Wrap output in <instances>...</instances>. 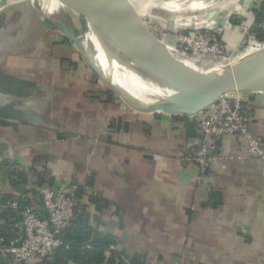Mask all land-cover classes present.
Returning <instances> with one entry per match:
<instances>
[{
	"label": "crops",
	"instance_id": "0c3cea01",
	"mask_svg": "<svg viewBox=\"0 0 264 264\" xmlns=\"http://www.w3.org/2000/svg\"><path fill=\"white\" fill-rule=\"evenodd\" d=\"M137 1L170 33L219 28L243 54L235 62L264 46V0H185V16L184 0ZM70 20L55 0L0 2V226L24 207L46 216L40 186L77 184L89 242L109 241L101 264H264V161L224 135L204 175L193 159L204 136L188 115L131 111L111 89H81L89 74L73 71ZM163 42L194 68L207 61L183 53L174 34ZM221 62L203 64V76ZM242 104L264 145V90L244 92Z\"/></svg>",
	"mask_w": 264,
	"mask_h": 264
},
{
	"label": "water",
	"instance_id": "95a60500",
	"mask_svg": "<svg viewBox=\"0 0 264 264\" xmlns=\"http://www.w3.org/2000/svg\"><path fill=\"white\" fill-rule=\"evenodd\" d=\"M6 1L0 0L2 4ZM104 3L106 13L126 50L133 72L132 87L136 92L132 93L114 83L110 77L108 81L135 111L194 115L214 104L224 94L264 90V46L249 53L237 65H225L220 77L206 78L202 71L188 65L166 48L164 39L145 23L132 0H104ZM62 29L78 47L80 43L74 29L65 24H62ZM170 68L176 77L168 73L167 69ZM199 78L204 81L201 87L186 84ZM0 115H4L3 111H0Z\"/></svg>",
	"mask_w": 264,
	"mask_h": 264
},
{
	"label": "built area",
	"instance_id": "2783aa9c",
	"mask_svg": "<svg viewBox=\"0 0 264 264\" xmlns=\"http://www.w3.org/2000/svg\"><path fill=\"white\" fill-rule=\"evenodd\" d=\"M143 19L160 36L145 17ZM185 31L187 30L181 33L179 39L185 44V49L181 50L186 54L192 48L195 54L202 53L200 55L219 58L225 64L233 63L243 55L240 49L229 51L221 35L215 30L205 29L193 33ZM163 36L164 34L160 37ZM243 93L224 94L211 106L194 115H188L195 128L204 136L202 146L193 158L199 163L204 175L208 174L216 140L224 135L236 136L243 142L249 155L264 161V145L250 127L249 116L242 104ZM78 189L77 184H63L56 188L44 185L38 188L46 216H40L30 207L21 209V219L13 224L15 237L8 241L0 239V250L5 264L38 263L51 257L65 244L61 238L62 233L73 223L76 211L82 205ZM12 206L18 208V201H13ZM111 248L115 246L111 245Z\"/></svg>",
	"mask_w": 264,
	"mask_h": 264
},
{
	"label": "bare ground",
	"instance_id": "6f19581e",
	"mask_svg": "<svg viewBox=\"0 0 264 264\" xmlns=\"http://www.w3.org/2000/svg\"><path fill=\"white\" fill-rule=\"evenodd\" d=\"M61 3L67 9L68 13L76 17L82 16L85 20L88 30L86 35L88 40L93 43L95 59L108 72L110 79H112L114 83L121 85L132 93H135L136 90L132 87L133 72L131 70V64L128 61L126 50L106 13L104 0H62ZM81 25L84 27L83 24ZM178 31H175V33ZM165 37L167 36L164 34L163 38ZM176 38L177 41H180L179 37L176 36ZM182 52L185 53L183 50ZM188 56L205 60H216L214 58H207V56L200 55V53L188 54ZM244 58L237 62H235V60L229 65H237L241 63ZM225 65L227 64L223 63V66L217 73L205 77L213 79L220 77L225 69ZM203 83L204 81L199 79L195 83L188 85L201 87Z\"/></svg>",
	"mask_w": 264,
	"mask_h": 264
},
{
	"label": "rangeland",
	"instance_id": "374dc122",
	"mask_svg": "<svg viewBox=\"0 0 264 264\" xmlns=\"http://www.w3.org/2000/svg\"><path fill=\"white\" fill-rule=\"evenodd\" d=\"M198 2L200 3H203V2H208V0H198ZM132 3L136 6V7H142V4L139 3V1L137 0H132ZM55 4L57 6H60L62 7V13L64 15H69V18L72 20H70L73 25H74V34H75V37L76 39L79 41L80 45L78 46V49L80 50V55L79 56H74L76 58H80L79 61H76L77 65H75V69L73 70L72 67L70 66V70L72 71H75L76 73L78 72H81L83 75H88L87 77L89 78H86L84 80V82H82L83 86L81 89H86V88H93V89H96L97 91H99V89L101 88H106V89H111L112 93L117 95L122 102H124L128 107L129 109L132 111L134 110L133 107H131L128 102L126 101V99L123 97V95L116 89L114 88L111 83L108 81L109 79V75H108V72L104 69V67L99 64V62L95 59V53H94V48H93V43L88 40L87 38V26L85 24V20L83 19L82 16H79V17H76L70 13H68L67 9L62 5L61 1L59 0H55ZM177 9H179V11L181 12L182 16H185V15H188L189 13H187V11L189 10L187 6V3L186 1L184 0V2L182 1L180 4L178 3V5L176 6ZM143 12V17H145V19L150 23V25L152 26V28L160 35L162 36L163 34H165L166 36H168L169 34H174L175 36L179 37L181 36V33L184 31V30H187L186 28L184 29H180L178 32H174V33H170L169 31L163 29L160 27V25L154 21V19H152L150 16H151V13L148 12V10H142ZM186 13V14H184ZM151 19V20H150ZM154 23V24H153ZM84 25V27H82V25ZM178 26H181V25H178ZM81 27V28H80ZM83 28V29H82ZM205 29H212V30H215L219 35H220V29L219 28H202V29H194V30H189V32L193 33V32H198V31H201V30H205ZM166 38V37H165ZM222 38V37H221ZM164 39V38H163ZM178 43V48L180 49H185V44L182 43L181 41H177ZM78 45V44H77ZM230 48V47H229ZM236 49H239V48H236ZM229 50V49H228ZM232 50V49H231ZM188 54H195L194 53V50L192 48H190V50L188 51ZM202 54V53H200ZM66 55H69V53H67ZM70 56H73V55H70ZM206 56V55H204ZM204 58V57H202ZM208 58V57H207ZM207 61L206 62H203V64H208L209 62L211 61H214V60H210V59H206ZM209 60V61H208ZM222 60V59H220ZM219 60V61H220ZM202 63V62H201ZM222 63V62H221ZM79 64V65H78ZM201 64V66L199 65L198 68H196L197 70H204L205 67L207 65H203ZM69 69H66L69 71ZM67 72V71H66ZM70 73V71H69ZM91 73H95V79H94V82L92 80H90L91 78ZM65 77H68V76H65ZM72 81V80H71ZM91 82V83H90ZM69 84V86L67 87H71L70 85V82L67 83ZM76 88H79L76 87ZM69 103H72L71 100ZM99 104V103H97ZM80 105V103H79Z\"/></svg>",
	"mask_w": 264,
	"mask_h": 264
},
{
	"label": "trees",
	"instance_id": "16d2710c",
	"mask_svg": "<svg viewBox=\"0 0 264 264\" xmlns=\"http://www.w3.org/2000/svg\"><path fill=\"white\" fill-rule=\"evenodd\" d=\"M264 18V3L262 8L258 10L259 23ZM188 32V31H185ZM78 197L81 198L78 189ZM92 199L99 203L103 200H98L96 196ZM17 208L19 210L20 208ZM15 211L16 209L8 208L7 211ZM15 212H18L17 210ZM86 207L81 205L80 209L76 211V217L73 223L68 226L62 233V240L64 245L58 248V250L49 258L44 259L39 264H68L69 260L74 259L82 262L83 264H101L105 260L104 250L107 248L109 241H101L98 243L89 242L91 231L84 226L85 218L87 217ZM20 220V217L14 219L13 223H6L0 226V239L8 241L15 237L16 230L13 224ZM67 245V246H66ZM1 254V250H0ZM2 256V255H1ZM0 264H5V259L0 261Z\"/></svg>",
	"mask_w": 264,
	"mask_h": 264
}]
</instances>
